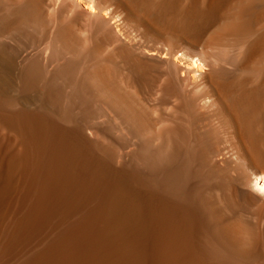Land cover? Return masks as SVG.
I'll return each mask as SVG.
<instances>
[{
  "label": "bare ground",
  "instance_id": "bare-ground-1",
  "mask_svg": "<svg viewBox=\"0 0 264 264\" xmlns=\"http://www.w3.org/2000/svg\"><path fill=\"white\" fill-rule=\"evenodd\" d=\"M16 38L35 51L26 73L57 71L52 88L86 73L117 120L139 110L160 162L191 146L216 184L210 222L179 218L173 175L155 198L128 190L63 111L1 96L0 264H264V0H0L7 72Z\"/></svg>",
  "mask_w": 264,
  "mask_h": 264
},
{
  "label": "rangeland",
  "instance_id": "rangeland-1",
  "mask_svg": "<svg viewBox=\"0 0 264 264\" xmlns=\"http://www.w3.org/2000/svg\"><path fill=\"white\" fill-rule=\"evenodd\" d=\"M13 45H16L21 50L16 46L14 49ZM23 45L24 43L21 44L17 38L16 40L14 39L13 42L10 43L9 48L13 46L12 48L14 50L17 49L15 52L16 58L14 55L11 57L12 55L8 54L10 50L6 53L8 54L7 57L10 55L8 58L5 54L3 55L5 58L3 56L1 58V60H5V62L7 61L6 58H15L14 60L16 61L14 63L15 65H12L13 70L11 69L12 71L10 72L6 71V65L0 64V97L13 98V100L17 101L16 104H9L10 106L6 104L5 108L3 107L2 110L5 109L6 112H9L11 109L12 111L10 112H15L21 107L28 111L37 112L41 110L45 111V113L50 110V114L53 113L52 115H58L57 111L59 110L60 112L63 111L67 117L64 121L62 120V122H59V124L68 131V133L70 132L71 135L77 132L74 135L76 138H81L79 132L83 130L84 137L82 138H84L85 142V152L87 153L88 151L87 154L92 159L108 166L112 170L123 173L128 172V176L123 180L126 189L132 190L138 187L144 190L145 193L147 192L146 194L150 195V197L155 198L161 172H164V174L166 173L165 175L167 177L173 175L171 198L172 202L178 206V215L180 213L179 218H191L193 222L198 221L197 219L201 221L204 219V222H210L212 220L211 214L206 212L207 209L205 204L207 201L204 200H208L207 195L210 190L207 188L210 189V187L214 186L216 183L212 182L213 184H210L208 182L207 174L202 167L198 155L194 152L195 150L193 147L189 146L185 149L184 146H182L183 148L181 145L176 146L177 142H175V155L173 157L164 158V160L160 162L159 156L157 155L156 143L152 141L150 143V140H147L149 136H147L145 131L143 134L141 133L143 128L140 125V121L137 120L136 117L134 118V114L138 115L139 110L133 108H131V110L128 108L125 118H119L117 120L115 113L111 111L114 108L110 110L104 106L103 97H100L99 94L101 93L99 90L93 92L84 86L82 81L86 73L79 74L77 70L75 76L73 75L70 81L68 80L65 82L60 80L57 86L54 84L55 87L52 88L51 80L57 71L51 73L52 69H49L50 73L46 71L41 76L38 74L35 77L24 71L27 69L26 59L33 56L35 51L33 48H27ZM73 56L74 54L64 56L65 58L63 57L62 59L63 67L61 66L59 70L67 66V62L71 60V62H75L76 59L73 58H75L76 55ZM29 78L31 80L34 78L31 81L33 83L29 84ZM119 114H121V112H119ZM93 130L100 132L98 138L94 135L95 131ZM73 131L75 133H72ZM184 153H186V155ZM219 195L221 199L223 198V201L227 199L225 190H221ZM181 215H184V217ZM223 263L230 264L227 262V259H223ZM243 263L253 264L252 261H245Z\"/></svg>",
  "mask_w": 264,
  "mask_h": 264
},
{
  "label": "snow or ice",
  "instance_id": "snow-or-ice-1",
  "mask_svg": "<svg viewBox=\"0 0 264 264\" xmlns=\"http://www.w3.org/2000/svg\"><path fill=\"white\" fill-rule=\"evenodd\" d=\"M262 190H264V189H262Z\"/></svg>",
  "mask_w": 264,
  "mask_h": 264
}]
</instances>
